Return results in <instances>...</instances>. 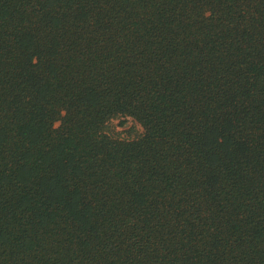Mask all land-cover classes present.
<instances>
[{"label": "trees", "instance_id": "obj_1", "mask_svg": "<svg viewBox=\"0 0 264 264\" xmlns=\"http://www.w3.org/2000/svg\"><path fill=\"white\" fill-rule=\"evenodd\" d=\"M0 264H264V0H0Z\"/></svg>", "mask_w": 264, "mask_h": 264}, {"label": "rangeland", "instance_id": "obj_2", "mask_svg": "<svg viewBox=\"0 0 264 264\" xmlns=\"http://www.w3.org/2000/svg\"><path fill=\"white\" fill-rule=\"evenodd\" d=\"M134 123L132 121L128 122L125 124L124 128H128L130 127L131 125H133Z\"/></svg>", "mask_w": 264, "mask_h": 264}]
</instances>
